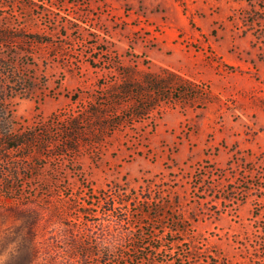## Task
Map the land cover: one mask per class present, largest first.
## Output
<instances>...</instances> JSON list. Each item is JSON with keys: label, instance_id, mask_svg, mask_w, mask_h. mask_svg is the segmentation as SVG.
Instances as JSON below:
<instances>
[{"label": "rangeland", "instance_id": "obj_1", "mask_svg": "<svg viewBox=\"0 0 264 264\" xmlns=\"http://www.w3.org/2000/svg\"><path fill=\"white\" fill-rule=\"evenodd\" d=\"M0 32V132L53 142L0 150V264H264V0H0ZM123 70L185 92L105 129Z\"/></svg>", "mask_w": 264, "mask_h": 264}, {"label": "trees", "instance_id": "obj_2", "mask_svg": "<svg viewBox=\"0 0 264 264\" xmlns=\"http://www.w3.org/2000/svg\"><path fill=\"white\" fill-rule=\"evenodd\" d=\"M12 38L13 36L11 34L0 32V43H6L8 40H12ZM165 73L167 78L146 75L144 79L136 80L129 71L123 70L118 87L102 99V101L107 103L108 109L115 108L116 110L119 107H128L122 114V117L118 116L120 118H115L111 122L106 123L108 115L105 112H100L97 108H91L88 114L93 116L94 120L97 116H100V119L104 122L103 127L105 128L108 125L112 130L126 125L127 122H132V124L145 122L163 105V100L172 99L170 96L166 98L165 94H168L170 91L171 94L173 92L178 94L185 92L179 89V85H175L180 79L177 74L170 71H166ZM176 99L179 100L178 96ZM78 126V122H72L70 127L65 129L66 139L59 146V155H64L70 151L77 152L79 150L80 145L84 142L83 135L88 133L87 129L82 131ZM92 126L90 128L99 127L96 124ZM88 130L92 132L90 129ZM49 134L50 130L43 128L30 129L16 135L8 131L0 132V150L13 152L30 149L39 144L40 153H42V151L47 150L49 145L53 144L47 138ZM256 250L257 248L255 247ZM255 259H260V257H252V261Z\"/></svg>", "mask_w": 264, "mask_h": 264}]
</instances>
